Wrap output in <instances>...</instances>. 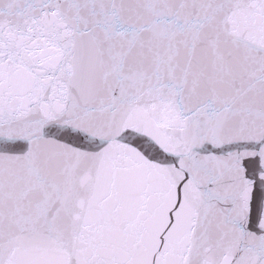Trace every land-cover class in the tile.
Returning a JSON list of instances; mask_svg holds the SVG:
<instances>
[{"label":"snow or ice","instance_id":"snow-or-ice-1","mask_svg":"<svg viewBox=\"0 0 264 264\" xmlns=\"http://www.w3.org/2000/svg\"><path fill=\"white\" fill-rule=\"evenodd\" d=\"M0 264H264V0H0Z\"/></svg>","mask_w":264,"mask_h":264}]
</instances>
